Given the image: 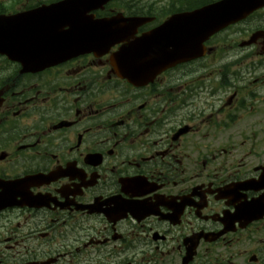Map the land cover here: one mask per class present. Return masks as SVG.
I'll return each instance as SVG.
<instances>
[{
  "label": "flooded vegetation",
  "instance_id": "obj_1",
  "mask_svg": "<svg viewBox=\"0 0 264 264\" xmlns=\"http://www.w3.org/2000/svg\"><path fill=\"white\" fill-rule=\"evenodd\" d=\"M34 30L0 53V264H264V3L140 87L118 46L27 61Z\"/></svg>",
  "mask_w": 264,
  "mask_h": 264
},
{
  "label": "water",
  "instance_id": "obj_2",
  "mask_svg": "<svg viewBox=\"0 0 264 264\" xmlns=\"http://www.w3.org/2000/svg\"><path fill=\"white\" fill-rule=\"evenodd\" d=\"M108 1L110 0H65L41 6L23 14L0 15V48L5 50L15 46L12 35L16 29H70L63 34L64 38L70 42L75 33L72 29H104L102 35L111 37L117 32L116 28L120 24L119 31H126L137 29L148 22L143 18L123 19L121 17L120 20L115 19L114 21L94 20L89 13L102 8ZM256 1L261 0H223L192 12L176 14L157 28L150 38L158 43L160 49L167 52L162 53L161 57L166 60L172 52L176 56L183 48L197 49L203 40L216 31L252 11ZM233 4L238 8L237 11L232 10ZM46 44L45 41H41L39 47L46 49ZM170 50L173 51L170 52Z\"/></svg>",
  "mask_w": 264,
  "mask_h": 264
},
{
  "label": "rangeland",
  "instance_id": "obj_3",
  "mask_svg": "<svg viewBox=\"0 0 264 264\" xmlns=\"http://www.w3.org/2000/svg\"><path fill=\"white\" fill-rule=\"evenodd\" d=\"M26 1L27 0H0V4H3V7L7 10H16V9L21 8L25 4ZM138 1L142 5H146V4L156 5L157 1L159 0H138ZM160 1H162V4L160 6H163L165 2L163 0H160Z\"/></svg>",
  "mask_w": 264,
  "mask_h": 264
}]
</instances>
